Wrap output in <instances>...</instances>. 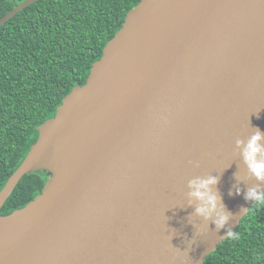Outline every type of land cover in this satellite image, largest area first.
<instances>
[{
  "label": "water",
  "instance_id": "water-1",
  "mask_svg": "<svg viewBox=\"0 0 264 264\" xmlns=\"http://www.w3.org/2000/svg\"><path fill=\"white\" fill-rule=\"evenodd\" d=\"M37 130L0 208L23 175L48 177L0 214V264H202L253 204L247 191L264 192L236 144L264 136V0H139ZM209 176L220 229L189 196Z\"/></svg>",
  "mask_w": 264,
  "mask_h": 264
},
{
  "label": "trees",
  "instance_id": "trees-1",
  "mask_svg": "<svg viewBox=\"0 0 264 264\" xmlns=\"http://www.w3.org/2000/svg\"><path fill=\"white\" fill-rule=\"evenodd\" d=\"M24 0H0V17ZM139 0H36L0 25V189L73 86ZM48 172L25 174L0 208L8 214L38 195ZM252 206V205H251ZM250 206V207H251ZM202 264H264V208L243 216Z\"/></svg>",
  "mask_w": 264,
  "mask_h": 264
},
{
  "label": "clouds",
  "instance_id": "clouds-1",
  "mask_svg": "<svg viewBox=\"0 0 264 264\" xmlns=\"http://www.w3.org/2000/svg\"><path fill=\"white\" fill-rule=\"evenodd\" d=\"M262 140H264V136L259 130H256L246 143L240 140L236 141L237 147L242 146L241 155L248 172L260 181H264V144L261 143ZM217 182L216 177L209 176L204 179H193L189 181L188 186L191 189L189 196L199 201V205L195 209L196 213L205 219L215 213L214 223L216 228L220 229L228 221L229 215L223 212L222 206L218 208L219 197L212 188ZM237 194H239V189H237ZM245 200L253 201L252 206L244 209L242 213V216H247L249 219L261 208H264V192H259L258 186L247 191ZM226 237L232 240L240 238L239 234L232 230L227 232Z\"/></svg>",
  "mask_w": 264,
  "mask_h": 264
}]
</instances>
